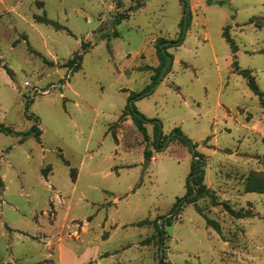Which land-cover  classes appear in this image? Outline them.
<instances>
[{"label":"rangeland","instance_id":"1","mask_svg":"<svg viewBox=\"0 0 264 264\" xmlns=\"http://www.w3.org/2000/svg\"><path fill=\"white\" fill-rule=\"evenodd\" d=\"M163 40L136 102L157 148L122 115ZM236 67L264 94V0H0V124L42 132L0 134V264H264V105ZM195 153L208 193L176 215Z\"/></svg>","mask_w":264,"mask_h":264},{"label":"trees","instance_id":"2","mask_svg":"<svg viewBox=\"0 0 264 264\" xmlns=\"http://www.w3.org/2000/svg\"><path fill=\"white\" fill-rule=\"evenodd\" d=\"M185 1V0H182ZM209 2V1H208ZM185 3V2H184ZM222 2H220L221 4ZM184 20H183V25L187 26L189 25L190 22V17H191V9L187 10L185 7L184 9ZM224 38L226 41L230 44L232 50L234 53L237 52V46L235 45L234 41L231 39L229 35V27H227L223 33ZM166 44L171 45V46H178L180 45L179 42H168V41H161L159 43V49L158 53L160 54V58H162V64L161 66L157 69V74L155 75V80L152 82V84L147 87L145 90L142 92H132L128 98L127 105L125 107V110L123 112L124 117L129 116L131 117L134 125L137 127V129L143 133L145 140H149L147 130H146V125L147 124H153L154 125V131H155V143L157 148H161L164 143L167 141L168 137H163V133L161 131V125L157 120H150L147 119L137 108L136 102L150 96L154 89L157 87L158 83L163 81V78L167 75V73L170 71L173 63V57L170 56L167 51H166ZM163 53V54H162ZM165 57L170 58V62L165 61ZM76 60L80 62V56L75 57L69 64L70 66H74L77 68L79 64L76 63ZM78 62V63H79ZM76 64V66H75ZM236 71L241 74L247 81H248V86L252 90V92L257 95L260 98L261 104L264 105V94L261 92L258 84L255 81V78L251 75V73L248 70H240L236 67ZM36 120V123L38 122V119L34 117ZM0 134L4 135H14V136H21V141H25L30 137H35L36 139H40L41 137V130L37 127V125H34L28 132L26 133H18L13 131L9 127H5L0 124ZM177 139L180 142H183L187 145H191L190 141L184 137L182 131L179 128H176L171 137L170 140ZM152 157V152L149 150H146L145 152V158L151 159ZM204 170H203V163L200 158V156L195 153L194 154V162L192 163L191 166V173L189 175L188 181H187V192L186 195L183 199H179L177 201V210H176V215L181 211L182 206L185 204H192L195 203L198 198L206 195L208 193V190L206 189V186L204 185ZM227 206V205H226ZM229 208V207H227ZM229 211L232 214H236L232 209L229 208ZM248 216H252L251 212L247 213ZM160 233L164 236L165 232L163 228L159 227ZM160 264H171L168 262H165L164 256L161 259Z\"/></svg>","mask_w":264,"mask_h":264},{"label":"water","instance_id":"3","mask_svg":"<svg viewBox=\"0 0 264 264\" xmlns=\"http://www.w3.org/2000/svg\"><path fill=\"white\" fill-rule=\"evenodd\" d=\"M151 162V159L147 158L143 164V172L146 171V169L148 168L149 164Z\"/></svg>","mask_w":264,"mask_h":264},{"label":"crops","instance_id":"4","mask_svg":"<svg viewBox=\"0 0 264 264\" xmlns=\"http://www.w3.org/2000/svg\"><path fill=\"white\" fill-rule=\"evenodd\" d=\"M89 225V224H88Z\"/></svg>","mask_w":264,"mask_h":264}]
</instances>
